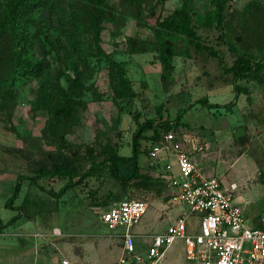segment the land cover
<instances>
[{"label": "rangeland", "instance_id": "1", "mask_svg": "<svg viewBox=\"0 0 264 264\" xmlns=\"http://www.w3.org/2000/svg\"><path fill=\"white\" fill-rule=\"evenodd\" d=\"M29 1L37 6L0 30V81L16 64L44 63L40 76L0 87V157L24 178L13 198L16 208L0 205L5 221L19 214L5 231L20 236L4 237L2 247L19 248L20 255L0 247V264H59L63 255L76 264H110L121 251L115 236L120 229L107 230L97 215L123 198L147 204L133 232L159 233L181 212L187 214V231L197 229V213L170 199L162 154L154 170L165 183L159 175H145L149 161L142 149L148 140L138 141L139 174L133 178L120 182L110 166L100 167L53 195L69 173L76 174L75 181L93 163L130 156L139 124L142 135H151L154 127L171 132L203 176L234 183L233 201L255 217L253 225L264 227V59L250 77L232 80L216 58L156 26L159 17L185 5L203 42L227 67L239 54L264 57V0L231 1L220 13L219 27L211 0ZM22 4L0 0V20ZM66 33L75 36L90 65L76 90L65 81L74 77L70 61H75ZM45 79L61 84L64 95L43 94ZM235 87L242 92L235 94ZM199 98L206 104L196 102ZM62 107L71 109L68 121L61 119ZM9 178L0 198L9 196ZM161 264H187L180 239L167 248Z\"/></svg>", "mask_w": 264, "mask_h": 264}, {"label": "built area", "instance_id": "2", "mask_svg": "<svg viewBox=\"0 0 264 264\" xmlns=\"http://www.w3.org/2000/svg\"><path fill=\"white\" fill-rule=\"evenodd\" d=\"M144 148L152 159L159 152L173 154L177 173L167 176L170 199L197 213L198 226L193 232L187 231V214L181 212L163 231L141 235L131 228L146 211L144 201L123 198L103 206L98 210L99 222L107 230L120 229L115 236L120 239L121 253L112 264H161L176 239L182 241L187 264H264V227L251 224L243 205L233 201L234 183L225 185L216 177L203 176L171 132L161 134L158 141L148 142ZM164 168L170 172L169 163ZM260 222L264 223V213ZM59 264L76 263L61 258Z\"/></svg>", "mask_w": 264, "mask_h": 264}, {"label": "trees", "instance_id": "3", "mask_svg": "<svg viewBox=\"0 0 264 264\" xmlns=\"http://www.w3.org/2000/svg\"><path fill=\"white\" fill-rule=\"evenodd\" d=\"M95 3H98L99 0H94ZM214 6V18H215V26L219 27V16L222 11V9L231 3L230 0H211ZM21 7L19 9L15 6L10 8L6 14L1 18L0 20V30L4 27L5 23L11 20L12 18L16 17L17 15L23 13V12H30L37 6L36 1H29V0H14V4H21ZM156 26L158 30L165 32V33H177L180 35L185 36L188 39V42L195 48L204 50L207 55L216 58L224 72L228 73L232 80H236L238 78H248L250 75L261 67V59H264V57H254L248 54H239L236 55L235 58L232 60L231 64L226 67V65L222 61V57L218 54V51L214 49L211 45L208 43H204L201 36L196 31V25L193 18V13L190 11L189 8H187L185 5H180L177 8H174L169 13H167L165 16L159 17L156 21ZM65 36L68 38L69 47L71 52L73 53L75 57V61H70V67L72 71L74 72V77L72 78H66L65 81L68 82L67 87L70 89L76 90L77 87L80 84V77L86 73V71L89 69L90 65L88 61L85 58V53L83 49L81 48V45L77 42L74 35L71 33H66ZM112 66H115V69L118 70V66L116 63L112 62ZM44 69V63L42 61H38L34 63L33 65H27L24 63L16 64L13 68L12 72L10 73L9 78H5L2 81H0V87L4 85L13 84L14 82L18 81L19 79H22L24 76H35L38 77L41 75L42 71ZM116 76L119 79L120 83H124V79H120L121 75L120 72H116ZM40 88L44 91L43 94L49 93L53 96H62L64 95V87L53 81H49L45 79L41 85ZM129 93H126L125 95H130L129 88L126 87ZM235 94L242 92V90L237 89L235 87L234 89ZM196 102L205 105L206 101L204 98H199L196 100ZM218 105H214V107H217ZM60 113L62 114L61 119L64 121H68L71 119V109L69 107H62L60 109ZM134 118V121H136V116H132ZM148 122V121H147ZM162 127V126H161ZM143 126L141 124L137 125L133 137L131 139V155L130 156H122V155H113L112 158L103 159L101 161H98L96 163H93L89 168H87L83 173H80L79 176L75 181H71L72 178L76 176L74 173L68 174V180L65 182L62 187L57 191V193L53 194L50 192V194H53L54 196L60 195L62 192H64L67 188L75 185L78 180L81 178L86 177L94 169H98L100 167H111V171L113 176L119 180L120 182L129 180L133 178L134 176L138 175L137 172V166H136V158L137 154L139 152L138 150V141L141 139L148 140L150 143H154L159 140L160 134L162 132H166V130H161L160 127H154L152 129L151 135H142ZM143 152L146 151V148L142 149ZM153 168V165L150 166ZM146 176H149V174H145ZM24 178L17 177L13 187L11 194L6 199L5 206L10 207L11 202L13 201V198L17 195L19 186H20V180ZM25 179H28L25 177Z\"/></svg>", "mask_w": 264, "mask_h": 264}, {"label": "crops", "instance_id": "4", "mask_svg": "<svg viewBox=\"0 0 264 264\" xmlns=\"http://www.w3.org/2000/svg\"><path fill=\"white\" fill-rule=\"evenodd\" d=\"M230 1H234V0H230ZM141 140H144V139H141ZM147 150L148 149H146V151H145V155H146V157H147V160L149 161L148 162V165H147V167H145V173L146 174H149V175H151L152 176V174L153 175H159L160 177H161V179H162V181L165 183V178H163L161 175H162V172L161 173H157L155 170H154V168H155V166H156V164H157V162L159 161V159H160V155L162 154V157L164 158V165L166 164V163H169L170 164V172L169 171H166L165 170V168H164V175H166V176H168L169 175V173H172V174H176L177 173V168H176V165H175V160H174V156H173V154L171 153V152H159L158 154H157V157L155 158V159H152V158H150L149 156H148V152H147ZM143 152V151H142ZM188 153V152H187ZM189 154V157H190V154L191 153H188ZM151 165H153V168H151L150 166ZM154 172H156V173H154ZM8 175H10V178H9V180L10 181H12L11 182V184H9L8 185V191L6 192L7 194H9L10 195V193H11V191H12V187H13V185H14V183H15V181H16V179H17V177H19V173H16L15 174V169H14V167H11V166H9V165H6L5 163H4V161H3V158H1L0 157V194L2 193V189H3V182H4V180H5V177H7ZM165 179V180H164ZM9 197V196H8ZM7 197V198H8ZM6 198V199H7ZM1 202H0V205H2V207H5L6 208V206H5V203H6V199H5V196H2L1 198ZM237 203H240V202H237ZM241 204V203H240ZM7 208H10V209H14V208H16L15 206H13V201L11 202V205H10V207H7ZM17 217H19V214L16 216V215H13L11 218H9L8 220H4V217H0V237L2 238V239H0V247H2L3 246V239H4V237H6V236H9V237H19L20 236V232H15V231H5V226L7 225H10V224H14L15 223V221L17 220ZM245 217L249 220V222L251 223V224H254V222L256 221L255 220V217L254 216H252V217H248V215L247 214H245ZM4 222V223H3ZM117 237V239L120 241V239H119V237L118 236H116ZM14 241V240H13ZM15 246V245H14ZM19 246V245H18ZM3 248V247H2ZM1 248V249H2ZM16 247H14V249H15ZM4 249V250H3ZM2 250H3V252L5 251V250H8V252H6V253H9V254H11V252L13 253L12 255L14 256V254H16V255H20V249L19 248H16V250H11L10 249V247H6V248H3ZM120 250H121V243H120ZM120 253H121V251H120ZM120 253H119V255H120ZM119 255L117 256V258L119 257ZM61 258H67V257H65L64 255L61 257ZM116 258V259H117ZM68 259V258H67ZM115 259V260H116ZM14 260V259H13ZM70 262H72V263H74L72 260H70V259H68ZM114 260V261H115ZM114 261H112L110 264H112ZM78 264H86V263H78ZM87 264H92V263H87Z\"/></svg>", "mask_w": 264, "mask_h": 264}]
</instances>
